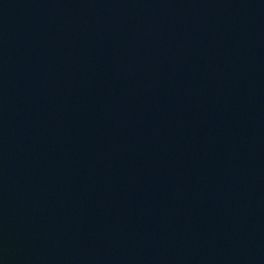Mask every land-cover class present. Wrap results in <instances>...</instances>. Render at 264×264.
Listing matches in <instances>:
<instances>
[{"label":"water","instance_id":"obj_1","mask_svg":"<svg viewBox=\"0 0 264 264\" xmlns=\"http://www.w3.org/2000/svg\"><path fill=\"white\" fill-rule=\"evenodd\" d=\"M0 264H264V0H0Z\"/></svg>","mask_w":264,"mask_h":264}]
</instances>
